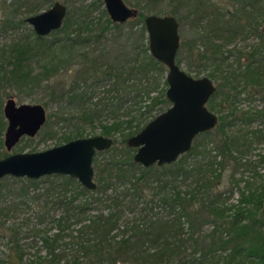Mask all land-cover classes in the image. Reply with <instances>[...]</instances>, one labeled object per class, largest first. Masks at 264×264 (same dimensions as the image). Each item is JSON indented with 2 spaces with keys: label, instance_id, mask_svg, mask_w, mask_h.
<instances>
[{
  "label": "trees",
  "instance_id": "obj_1",
  "mask_svg": "<svg viewBox=\"0 0 264 264\" xmlns=\"http://www.w3.org/2000/svg\"><path fill=\"white\" fill-rule=\"evenodd\" d=\"M232 1L239 7L219 6L208 14L197 5L188 15L196 24L205 20L199 30L203 50L182 43L190 67H211L207 76L217 81L207 106L218 116L221 138L209 150L204 142L193 144L171 164L145 167L127 145L130 135L170 105L166 66L149 52L143 19L152 13L111 22L104 1L92 0L68 9L63 25L48 36L31 32L2 47L0 86L43 89V106L52 109L47 132L68 123L63 144L89 136L87 129L97 125L114 143L93 159L94 190L62 174L0 180V240L7 245L0 264H264V171L256 169L259 164L264 170V153L257 164L244 159L254 143L264 142V105L240 107L244 100L264 102V4ZM45 2L14 0L0 27L22 24L16 11L37 14ZM251 32L258 43L233 47L234 53L225 49ZM2 107L0 91V159L8 156ZM241 167L255 175L243 187V178L235 176ZM225 178L229 194L239 189L237 204L226 205L229 195L220 190Z\"/></svg>",
  "mask_w": 264,
  "mask_h": 264
},
{
  "label": "water",
  "instance_id": "obj_2",
  "mask_svg": "<svg viewBox=\"0 0 264 264\" xmlns=\"http://www.w3.org/2000/svg\"><path fill=\"white\" fill-rule=\"evenodd\" d=\"M111 22L123 23L138 16L139 10L125 0H103ZM67 15L65 3L57 0L46 10L31 14L26 21L36 35L48 36L58 30ZM149 41V52L166 66L168 87L166 96L170 105L149 120L138 133L130 135L127 145L136 149L133 160L145 167L152 164H171L192 148L194 138L203 131L212 130L218 116L211 112L207 102L215 93L216 84L208 76L194 77L176 61L181 40L179 21L174 16L148 14L144 17ZM264 31V24H263ZM6 128L3 145L9 151L23 136H35L46 123L47 110L41 103L15 101L8 97L3 106ZM114 140L101 134L78 137L43 151H22L0 159V180L6 176L31 179L45 175H69L87 189L97 187L93 159L97 151L110 148ZM264 211V202H263Z\"/></svg>",
  "mask_w": 264,
  "mask_h": 264
},
{
  "label": "rangeland",
  "instance_id": "obj_3",
  "mask_svg": "<svg viewBox=\"0 0 264 264\" xmlns=\"http://www.w3.org/2000/svg\"><path fill=\"white\" fill-rule=\"evenodd\" d=\"M2 0H0V19L4 18L6 13L9 15L10 13V9L14 0H5L4 1V6L1 3ZM34 1L36 2H43V0H30V3H33ZM57 0H46V5H42V10H46L48 7H50L53 2H55ZM62 3H65L67 6V10L68 9H78L79 6L85 7L86 5L89 4V2H92V0H59ZM126 4L130 7L135 6L137 7L139 10L142 11L143 15L144 14H148V13H156L159 15H165V14H171L173 16H175L176 18H182L181 20H179V35H180V40H181V45L179 47V49L177 50V55H176V61L180 62V66L183 70L185 71H191V73L194 75L197 74L198 71H200V75H205L207 76L208 72L210 71L211 67H197V66H193L190 67V62L189 60V56L187 52L186 48L187 46L183 45L182 43H186L187 45L192 43L195 45V50H203V46L200 44L199 42V30L202 29L203 24L205 23V20H203L202 22L197 24L193 21V19H191V17H188V9L187 7L183 6L182 3L185 2V0H125ZM216 5L218 6H223L226 9L227 8H231V9H235L236 7L238 8L239 6L237 4L234 3V1L232 0H215ZM261 4H264V0H261ZM4 8H6L8 10L5 11ZM26 8V6H25ZM24 7L22 9H25ZM94 16H98V12L96 10L93 9L92 11ZM11 15V14H10ZM12 16V15H11ZM15 16H17V18H25L26 15L25 13H21L16 11ZM195 23V24H192ZM264 22V19L259 23V30L262 29V23ZM1 26V25H0ZM34 32L32 26H30L27 22L26 23H20L19 25H17L16 27L12 26V27H8L5 30H2V27H0V51L2 49V47L6 44H9L13 41H16L18 39L23 38V36L27 35V33H31ZM259 36H257L254 32H251L250 34H248L246 36V38H244L243 34H241L240 36H237L234 40H231L230 43L225 45V49L226 50H231L234 48L236 49H243V50H247V48H249V45H252L253 43H258L259 42ZM197 42V43H196ZM246 46V48L244 47ZM234 49H233V53H234ZM234 55H231L228 59L231 61L232 59H234ZM5 61H3L4 63ZM59 77V75L57 76ZM56 77V79H57ZM61 77L60 76L57 81H61ZM213 81H215L213 79ZM215 83L217 84V81H215ZM37 90L36 92H26V91H22V90H18L14 85L13 86H6V85H1L0 86V91L2 93V106H4L5 104V100L8 98V96H12L15 101L19 104V102H27V103H42L44 102V91L43 89H35ZM243 97V94H242ZM44 105V104H43ZM264 102L263 100L259 99V98H255V100H244L240 103V107L242 109L244 108H261L263 107ZM45 109L47 110V118L46 120L48 121V115L50 114V112H52V109H48L45 107ZM54 119V118H52ZM104 120L106 121H110V118H108V116H104ZM46 121V123H47ZM105 121V122H106ZM6 122V121H5ZM46 123L42 126V128L38 131V133L35 136L32 137H27V136H23L21 138V140L16 143L15 146H13L11 148V150H7L5 145H3V141H2V145H3V150L6 151L8 154L11 153H15V152H22V151H27V152H32V151H43V149L46 148H50L53 147V145H59L62 144V142H60V138L63 136L64 132L67 131L70 128V125L68 123H59V124H53V129L51 132H47L48 127L46 126ZM259 123H252L251 125L247 126L245 125V127H249V128H254L258 125ZM239 126V125H238ZM238 126H235V128H237ZM261 126V125H260ZM259 126V127H260ZM242 128H244V126H241ZM246 127V128H247ZM234 128V129H235ZM4 132V131H3ZM101 129L99 128V126H93L92 128L87 129V133L90 135H96V134H100ZM3 134V133H2ZM4 138V134L2 136V140ZM221 138V134L217 131V127L215 126L211 132L210 135H198L197 137L194 138L193 142H192V146L193 144H197L200 142H204L206 149H210L212 148V146H214L215 141H218ZM204 146V145H203ZM259 153H264V142H257L254 143L252 148H250L248 150V152L246 153L247 155H245L244 159H251L255 164H257V159L259 158ZM190 163H193V160L190 159ZM257 171H259L260 173H263V167L260 166L259 164H257ZM228 173H230L229 170H227L226 173V178H228ZM236 178H240L242 179V181L240 182L239 186L243 187L245 184L244 180H251L254 181V177L255 175H253V171L251 169H244V167H241L237 170L236 172ZM223 180L222 185H221V191L225 192L226 195H229V199L227 201V204H237L238 202V196H239V189L238 187L235 188L234 187V191L232 193H228L229 189L231 188L230 184H229V180L226 179ZM15 218H10V221H13ZM126 218V217H125ZM130 218V215H127V219ZM264 228V226H263ZM7 249V245H6V241H1L0 240V252H5V250Z\"/></svg>",
  "mask_w": 264,
  "mask_h": 264
},
{
  "label": "flooded vegetation",
  "instance_id": "obj_4",
  "mask_svg": "<svg viewBox=\"0 0 264 264\" xmlns=\"http://www.w3.org/2000/svg\"><path fill=\"white\" fill-rule=\"evenodd\" d=\"M184 5H185V7H187V9H188V14H190L191 12H193L194 10H195V7H197V5L198 6H200L201 7V9L199 10L200 12H202V13H207L208 14V12H211V11H214V10H217L218 9V5H216V3H215V0H185V2H184ZM133 7H135V6H133ZM137 10H139L137 7H135ZM140 12H142L141 10H139V13ZM139 13H138V15H139ZM29 15H26V17H28ZM26 17L25 18H23V23H26L27 21H26ZM188 17H191V16H189L188 15ZM192 19V18H191ZM131 20V19H130ZM28 23V22H27ZM29 24V23H28ZM30 25V24H29ZM30 26H32V25H30ZM33 28V27H32ZM33 31H34V29H33ZM35 32V31H34ZM36 34V33H35ZM8 97H10V96H8ZM8 99V98H7ZM6 99V100H7ZM5 100V101H6ZM2 110H3V107H2ZM193 147V146H192Z\"/></svg>",
  "mask_w": 264,
  "mask_h": 264
}]
</instances>
